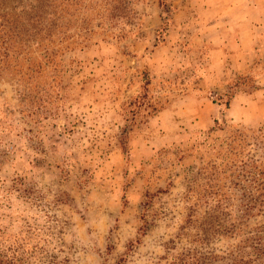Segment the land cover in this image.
<instances>
[{
  "label": "rangeland",
  "instance_id": "374dc122",
  "mask_svg": "<svg viewBox=\"0 0 264 264\" xmlns=\"http://www.w3.org/2000/svg\"><path fill=\"white\" fill-rule=\"evenodd\" d=\"M161 1L65 0L69 39L52 37L55 55L45 56L49 41L0 54V249L9 255L171 264L189 247L221 254L239 241L194 240L219 199L231 220L241 215L231 167L255 152L246 128H264V0ZM239 76L260 88L239 89L227 108L218 97ZM146 87L158 109L143 105L131 125L126 107ZM238 131L244 139L229 147Z\"/></svg>",
  "mask_w": 264,
  "mask_h": 264
},
{
  "label": "trees",
  "instance_id": "16d2710c",
  "mask_svg": "<svg viewBox=\"0 0 264 264\" xmlns=\"http://www.w3.org/2000/svg\"><path fill=\"white\" fill-rule=\"evenodd\" d=\"M57 1L0 0V54L6 58L10 55L19 57L22 54H29L32 51L29 48L41 47L49 41L45 47V56L55 55L54 48L52 51L48 50L50 43L54 42L52 37L57 36L59 43L69 39L66 30L68 24L62 20L65 15L61 6L64 5L65 0L60 4ZM161 2L168 8L166 0ZM58 9H61V12H58ZM146 79L147 85L150 80ZM244 86L248 88L246 91L250 94L260 88L252 76H239V79L230 85L229 91L224 93V96L218 97L220 103H224L229 108L236 92ZM143 105H148L153 111L158 109L149 102L147 87L142 95H138L135 101H131L126 107V113L132 114L131 125ZM214 121L220 123L218 118ZM126 127L119 140L121 148L129 155V127ZM247 129L251 132V135H248L251 137L249 145L256 153L249 152L240 163H234V167H231V176L238 180L243 189L241 215L231 220L229 213L222 212V201L219 199L218 204L213 207V213L200 225L198 237L201 238L194 240L203 245L213 237L226 235L238 237L239 241L221 254L210 250L209 254H206L201 249L189 247L175 256L171 264H264V128ZM214 130L215 127H211L210 131ZM227 139L229 141L224 142L229 147H234L233 143L244 137L241 138V133L238 131ZM258 215L262 218L255 220L253 222L255 225H252L251 219ZM193 222V218L190 217L189 225ZM23 254L22 257L9 255L0 249V264H33L26 258V254Z\"/></svg>",
  "mask_w": 264,
  "mask_h": 264
}]
</instances>
